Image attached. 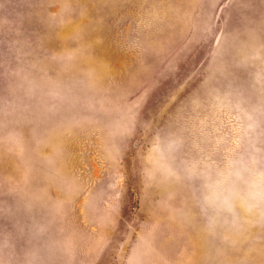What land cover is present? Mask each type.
Here are the masks:
<instances>
[{
    "label": "rangeland",
    "instance_id": "374dc122",
    "mask_svg": "<svg viewBox=\"0 0 264 264\" xmlns=\"http://www.w3.org/2000/svg\"><path fill=\"white\" fill-rule=\"evenodd\" d=\"M0 264H264V0H0Z\"/></svg>",
    "mask_w": 264,
    "mask_h": 264
}]
</instances>
